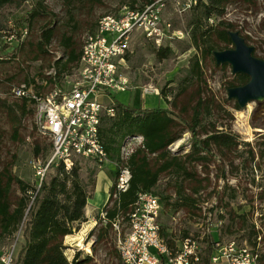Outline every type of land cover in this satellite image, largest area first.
I'll list each match as a JSON object with an SVG mask.
<instances>
[{
	"label": "rangeland",
	"instance_id": "rangeland-1",
	"mask_svg": "<svg viewBox=\"0 0 264 264\" xmlns=\"http://www.w3.org/2000/svg\"><path fill=\"white\" fill-rule=\"evenodd\" d=\"M35 1H28L20 9L5 11L11 21H14L13 25L18 28L22 24H29V32L23 42L14 43L10 47V57L0 62V174L8 169L13 176L23 180L32 188H37L40 180L36 174L37 168H33L32 163L39 161L40 164H44L51 154V144L36 125L33 106L26 103L25 111L22 112V100L13 95V89L20 84H28L34 86L35 92L47 93L53 86V79H50L55 74L53 63L63 52L59 44L61 36L71 35L78 49L81 50L83 37L95 30L100 18L114 14L130 2V0H45L44 5L47 8L45 15L34 18L30 23L26 20L18 22L22 16L27 17ZM137 1L136 7L144 4L143 0ZM189 14V12L177 14L172 8H168L164 13V21L171 23L174 30L184 34L180 39L165 40L161 45L169 46L174 51V55L169 59L157 61L154 50L159 47L144 40L141 35L133 36L129 53L122 66V72L129 78L130 90L113 94L109 99H105L104 104L143 110L171 108L161 97L160 91L163 88H175L176 82L184 75L190 58L196 53L194 48H189L190 40L185 34L189 31L187 29ZM224 19L234 25V32L249 38V46L257 51V56L264 54V0H251L250 3L239 0L232 3L226 8ZM48 24L56 26L55 37L48 48V54L34 60V45L39 40L43 27ZM104 37L109 38V35L104 34ZM187 48L189 49L186 50ZM74 71L75 69L70 75H62L56 80L60 83L65 76L73 77ZM203 72L205 83L200 90L192 87L176 101L178 109L175 113H179L176 120L183 134L181 139L168 150L172 154L179 155L188 152L190 135L186 129L191 118L189 107L200 95L198 97L211 106L208 122L215 123L218 130L231 132L237 136L238 141L249 143L256 154L254 157L251 156L248 147H240L239 152L225 153V155H217L214 152L215 156L208 158L203 166L193 168L194 180L184 182L182 186L186 195H192V189H199V192L193 195L197 201L196 209L191 212L185 208L175 210L162 204L161 228L164 227L165 230H170L173 236L179 237L184 232H192L193 217L201 213L198 208L206 202L207 207H210L213 223L221 222L215 234L218 239L248 238L252 246L254 236L251 238L249 236L254 228L261 238L260 247L264 255L262 234L264 219L261 217L264 214V110L260 111L257 102L236 110V102L227 99L228 84L234 78L229 66L221 68L220 65L215 64V61L206 59L203 63ZM147 86L157 89L158 94L143 95L142 89ZM168 99L171 100V97L168 96ZM258 149L262 150V157ZM76 161L82 168L81 178L84 183L88 182L86 171L95 170L94 178L97 184L93 200L100 205L105 203L109 191L106 189L109 181L108 172L115 168L109 164L99 168L88 160ZM58 165L47 169L44 180H48L55 173ZM100 174L105 175L106 178ZM195 181L200 182L199 186ZM177 183L179 180L175 183L171 177L163 175L158 184L159 190L170 198V203L177 198ZM233 195L235 198L232 199ZM19 196L17 186L14 185L11 201L14 202ZM243 215L244 220L241 218ZM126 230V225L121 224V235ZM117 235L110 231L106 241L97 243L94 237H88L85 240V248L87 244L92 243L90 251L86 253L82 250L83 257L92 258L89 264H118ZM22 242L21 239V244ZM261 264H264V258Z\"/></svg>",
	"mask_w": 264,
	"mask_h": 264
},
{
	"label": "trees",
	"instance_id": "trees-1",
	"mask_svg": "<svg viewBox=\"0 0 264 264\" xmlns=\"http://www.w3.org/2000/svg\"><path fill=\"white\" fill-rule=\"evenodd\" d=\"M28 1L34 0H0V37L2 34L7 36L13 34L18 39V42L15 43L24 41L26 37L20 40L19 32L23 28H27L29 32V24H22L18 28L13 25L14 21H11L5 11L20 9ZM143 1L144 4L139 7H136L137 0H130L128 5L123 6L130 9L141 8L153 0ZM237 1L239 0H198L197 5L189 11L187 23L189 31L185 34L190 40L189 48H194L196 53L190 58L188 67L185 69L184 75L176 82L175 88H163L160 91L161 97L171 108L143 110L115 105L113 116L104 115L101 118L99 137L110 162H121L120 147L128 137L140 136L143 138V142L142 148L137 149L125 162L131 174L128 190L119 194L112 204L110 201L104 203L99 211V213L101 211L106 213L104 219H101L99 213L96 216V227L88 235V237L95 238V243L108 239L109 232L112 231V224L116 220L119 221V226L125 224L127 228V216L138 193H151L159 197L161 204L175 210L185 208L191 212L197 207V201L193 195L197 194L199 189H192V195H186L182 184L194 180L193 168L203 166L208 158L214 155V152L217 155H225V153L239 152L240 147H248V153L255 156L256 153L254 154L249 143L238 141L237 136L231 132L218 130L215 123L208 122L211 106L199 98L200 95L189 107L191 118L186 129L190 135L188 152L179 155L172 154L168 150L171 145L181 139L183 134L176 120L179 115V113H175V110L178 109L176 101L192 87L200 90L205 83L203 72L205 60L214 61L213 53L215 51L228 50L232 46L229 33L233 32L235 28L232 23L224 19V15L226 8ZM242 1L251 2V0ZM44 3L45 0H36L27 17L22 16L18 22L26 20L30 23L34 18L45 15L47 8ZM209 20H212L211 24ZM55 27L54 24H48L41 30L39 40L34 45V60L48 54V48L55 37ZM241 37L249 45V38ZM59 44L63 52L53 63L55 74L50 77L53 79V85L54 82H59L56 79L65 74L70 75L76 69L81 52L71 35L63 34ZM12 45L8 48L4 46L1 49V53L4 52V54L0 56V62L6 61L10 57L9 49ZM256 52L253 49V56L264 61V54L257 56ZM154 54L157 61H162L171 58L174 51L169 46H160L154 50ZM220 66L221 68L228 67V65ZM248 81V76L235 74L228 87H241ZM168 96L171 97V100L168 99ZM20 100H22L21 111L24 112L26 103H29L33 106L34 115L35 103L27 99ZM235 109L240 110L237 104H235ZM258 152L262 157V150L258 149ZM81 171L82 168L77 161L69 171L59 164L55 168V173L48 180L43 178L37 188H32L23 180L13 176L8 169L3 170L0 174V247L7 244L22 228L23 242L16 264H89L92 261L89 256L81 257L80 251L75 252L71 261H68L65 256V251L68 248L64 245V238L77 232L80 225L86 222L84 209L88 200L92 199L96 187L95 170L86 171L87 183L83 182ZM117 174V169L108 172L111 182L108 194L113 192ZM163 175L171 177L175 183L179 180L176 186L177 198L172 203L169 202L170 198L158 188ZM195 183L198 186L200 184L197 181ZM14 185L17 186L20 196L12 202L11 191ZM231 198L233 199L235 196L233 195ZM261 217L264 219V214ZM241 218L244 220L245 216L243 215ZM233 223L232 221L231 224ZM161 234L167 236L164 227L161 228ZM262 234L264 235V232ZM185 235L186 232L182 236ZM252 236H254V241L251 245L254 247L258 237L254 228L249 237ZM248 241L251 243L250 240ZM262 254L261 261L264 258Z\"/></svg>",
	"mask_w": 264,
	"mask_h": 264
},
{
	"label": "built area",
	"instance_id": "built-area-1",
	"mask_svg": "<svg viewBox=\"0 0 264 264\" xmlns=\"http://www.w3.org/2000/svg\"><path fill=\"white\" fill-rule=\"evenodd\" d=\"M198 0H153L141 8H119L115 14L99 19L94 31L82 40L80 57L73 77L65 76L47 93H37L33 85L20 84L12 93L16 98L35 103V121L39 131L49 140L51 154L44 164L32 163L37 168L39 182L53 165L61 164L69 171L77 159L88 160L101 168L105 164L118 170L114 189L107 194L112 204L118 195L128 190L131 174L126 159L142 148L143 138L128 137L120 147V163L110 162L99 137L101 118L113 116L114 105L104 104L113 94L130 90L129 78L122 72L135 34L160 47L165 40L182 38L184 34L174 30L164 21L168 8L177 14L191 11ZM212 23V20H209ZM11 26V25H10ZM20 40L28 35V29L19 32ZM109 35V38L104 37ZM18 42L15 35L0 37L1 49ZM157 95V89L147 86L142 94ZM201 213L193 217L192 232L185 236H173L166 230L161 234L159 197L140 192L127 216V230L121 235L119 221L112 224L117 233L116 251L118 264H261L260 240L250 246L247 238L225 240L216 237L219 221L213 216L207 203L198 208ZM104 219L106 213H99ZM172 220H176L172 218ZM22 239V228L6 246L0 247V264H16ZM92 243V242H91ZM91 243L87 244L90 248Z\"/></svg>",
	"mask_w": 264,
	"mask_h": 264
},
{
	"label": "water",
	"instance_id": "water-1",
	"mask_svg": "<svg viewBox=\"0 0 264 264\" xmlns=\"http://www.w3.org/2000/svg\"><path fill=\"white\" fill-rule=\"evenodd\" d=\"M232 49L215 51L216 65H228L232 74H244L249 81L241 87L227 89V99L234 100L240 109L252 102L264 101V61L253 56V47L249 46L238 32L229 33Z\"/></svg>",
	"mask_w": 264,
	"mask_h": 264
},
{
	"label": "crops",
	"instance_id": "crops-1",
	"mask_svg": "<svg viewBox=\"0 0 264 264\" xmlns=\"http://www.w3.org/2000/svg\"><path fill=\"white\" fill-rule=\"evenodd\" d=\"M104 178L105 175L100 174ZM99 176V175H98ZM97 176V179H98ZM97 184V181H96ZM111 186L110 180L106 184V189L108 190ZM96 190V187H95ZM95 192V191H94ZM94 196V193H93ZM92 199L88 200L87 205L84 209V214L86 218V222L82 223L79 227V230L77 232H74L72 235H69L64 238V245L68 248L65 251V256L68 261H71L75 252L80 251L81 257H83V251H90V249L85 248V240L88 238L89 233L96 227V216L99 213L100 209L104 205L100 203H94ZM87 246V245H86Z\"/></svg>",
	"mask_w": 264,
	"mask_h": 264
},
{
	"label": "flooded vegetation",
	"instance_id": "flooded-vegetation-1",
	"mask_svg": "<svg viewBox=\"0 0 264 264\" xmlns=\"http://www.w3.org/2000/svg\"><path fill=\"white\" fill-rule=\"evenodd\" d=\"M258 106H259L260 111H261V110H264V101L258 103Z\"/></svg>",
	"mask_w": 264,
	"mask_h": 264
}]
</instances>
